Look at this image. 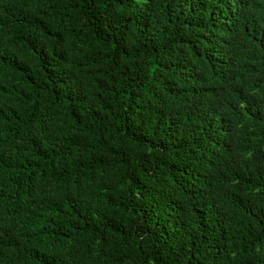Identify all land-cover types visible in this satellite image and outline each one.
I'll use <instances>...</instances> for the list:
<instances>
[{
	"label": "trees",
	"instance_id": "1",
	"mask_svg": "<svg viewBox=\"0 0 264 264\" xmlns=\"http://www.w3.org/2000/svg\"><path fill=\"white\" fill-rule=\"evenodd\" d=\"M0 264H264V0H0Z\"/></svg>",
	"mask_w": 264,
	"mask_h": 264
}]
</instances>
